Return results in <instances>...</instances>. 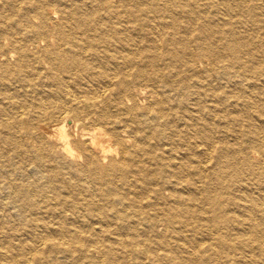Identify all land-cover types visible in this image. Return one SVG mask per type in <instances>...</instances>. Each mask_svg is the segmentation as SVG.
<instances>
[{"label":"bare ground","instance_id":"1","mask_svg":"<svg viewBox=\"0 0 264 264\" xmlns=\"http://www.w3.org/2000/svg\"><path fill=\"white\" fill-rule=\"evenodd\" d=\"M0 264H264V0H0Z\"/></svg>","mask_w":264,"mask_h":264}]
</instances>
